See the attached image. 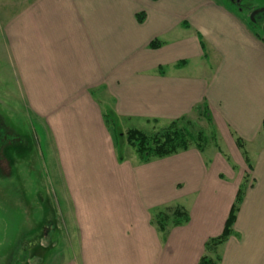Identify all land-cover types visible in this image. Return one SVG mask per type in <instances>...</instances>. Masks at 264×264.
<instances>
[{"label":"crops","instance_id":"crops-1","mask_svg":"<svg viewBox=\"0 0 264 264\" xmlns=\"http://www.w3.org/2000/svg\"><path fill=\"white\" fill-rule=\"evenodd\" d=\"M0 44L68 181L107 177L103 191L72 193L81 251L66 264H198L243 183L216 254L264 264V41L239 15L217 0H0ZM97 90L117 119L166 126L204 103L228 151L119 161ZM175 193L190 197L189 219L163 235L152 213Z\"/></svg>","mask_w":264,"mask_h":264},{"label":"rangeland","instance_id":"rangeland-1","mask_svg":"<svg viewBox=\"0 0 264 264\" xmlns=\"http://www.w3.org/2000/svg\"><path fill=\"white\" fill-rule=\"evenodd\" d=\"M217 1L241 18H250L249 7L264 9V0H243L242 10L229 0ZM262 13L258 12L254 17H258L261 23L259 32L264 36V11ZM2 46L0 44V264H66L68 260L77 259L81 251L72 193L97 188L103 191L107 177L101 173L98 183L68 181L52 136L43 120L29 110L12 77ZM97 91L94 95L108 102L104 113L113 112L109 97L103 90ZM188 119L190 123L181 125L191 136L195 137L198 130L205 135L202 151L205 158L218 151L217 148H224L223 152L227 153L206 117L193 112ZM106 126L113 135L117 157L137 162L135 150L125 142V130L135 126L151 135L166 127L152 121L117 118L108 121ZM94 173L100 174L98 171ZM190 200L189 196L175 193L168 206L187 209ZM163 207L166 206L160 208ZM81 211L82 216L87 215L84 207Z\"/></svg>","mask_w":264,"mask_h":264},{"label":"trees","instance_id":"trees-1","mask_svg":"<svg viewBox=\"0 0 264 264\" xmlns=\"http://www.w3.org/2000/svg\"><path fill=\"white\" fill-rule=\"evenodd\" d=\"M229 2L235 3L237 5V8H240V10L243 9L242 5L239 4L237 0H229ZM252 9L254 10L253 7H249L248 11L252 12ZM144 17L145 14L143 12L136 14L137 21L139 22H142ZM257 18L258 17H256L255 20L252 21L249 17H242L245 25H247V27L253 32V34L264 41V36L259 32L261 29V23L259 20H257ZM160 45L161 42L155 39L149 43V48H157ZM200 45L203 47V42L201 39ZM197 112H199L198 114L206 117L209 122L211 121L206 104L203 103L202 107H200V110H198ZM103 117L105 123L110 120L116 121V116L111 111L106 114L104 113ZM181 123L187 124L190 123V121L189 119L187 120V117H181L177 120L171 121L166 127L152 133L151 135L138 128H127L124 132L125 142L135 150L138 160L144 163L154 158H163L166 156L177 154L180 151H186L192 145H194L196 149L202 152L205 145L204 133L201 130H198L195 133V137L191 136L190 132H187L185 127H183ZM235 141L237 147L243 150L242 140L236 137ZM118 159L119 161H121L122 157L119 156ZM245 162L247 163L248 168L251 169V165L246 155ZM244 191L245 185L243 183V185H241L237 190L235 200L229 210L221 234L216 237L209 238L206 241L204 246L206 253L200 257L198 264H219V256L216 254V250L218 246L225 242L227 238L232 234V226L235 221L239 205L243 199ZM188 219L189 215L185 208L180 206H166L158 209L152 214L151 223L159 232L164 235L168 227L182 225L186 223Z\"/></svg>","mask_w":264,"mask_h":264},{"label":"water","instance_id":"water-1","mask_svg":"<svg viewBox=\"0 0 264 264\" xmlns=\"http://www.w3.org/2000/svg\"><path fill=\"white\" fill-rule=\"evenodd\" d=\"M262 11H264V9H254L251 12V15H250L251 20L254 21L255 20L254 15L257 14L258 12H261L262 13Z\"/></svg>","mask_w":264,"mask_h":264},{"label":"flooded vegetation","instance_id":"flooded-vegetation-1","mask_svg":"<svg viewBox=\"0 0 264 264\" xmlns=\"http://www.w3.org/2000/svg\"><path fill=\"white\" fill-rule=\"evenodd\" d=\"M234 1H235V0H234ZM239 1H240V0H237V2H239ZM242 1H243V0H241V1L239 2V4H241ZM237 2H236V3H237ZM237 4H238V3H237Z\"/></svg>","mask_w":264,"mask_h":264}]
</instances>
